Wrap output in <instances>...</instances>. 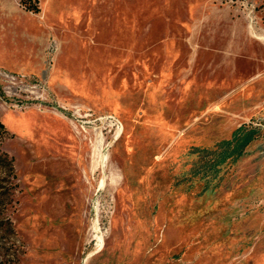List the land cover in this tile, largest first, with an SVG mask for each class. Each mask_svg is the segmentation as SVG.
Returning a JSON list of instances; mask_svg holds the SVG:
<instances>
[{
  "label": "rangeland",
  "instance_id": "rangeland-1",
  "mask_svg": "<svg viewBox=\"0 0 264 264\" xmlns=\"http://www.w3.org/2000/svg\"><path fill=\"white\" fill-rule=\"evenodd\" d=\"M40 7L0 0V264H264V0Z\"/></svg>",
  "mask_w": 264,
  "mask_h": 264
},
{
  "label": "trees",
  "instance_id": "trees-1",
  "mask_svg": "<svg viewBox=\"0 0 264 264\" xmlns=\"http://www.w3.org/2000/svg\"><path fill=\"white\" fill-rule=\"evenodd\" d=\"M21 4L25 7L26 10L32 12H40V0H20ZM0 126L3 127L4 124L0 122ZM244 126L237 128L233 136L229 139L223 140L220 144L217 145L214 151L218 148L224 149L220 154L218 164L224 163L229 157L237 158L239 157L245 148V146L252 140V136L248 132H244ZM8 168L11 171H14V158L9 155L6 151H3L0 147V168ZM5 186L0 183V193L5 194L7 191H4ZM9 232L14 234L15 228L13 222L9 217L0 216V233ZM5 261H1V264Z\"/></svg>",
  "mask_w": 264,
  "mask_h": 264
},
{
  "label": "crops",
  "instance_id": "crops-1",
  "mask_svg": "<svg viewBox=\"0 0 264 264\" xmlns=\"http://www.w3.org/2000/svg\"><path fill=\"white\" fill-rule=\"evenodd\" d=\"M11 30H12L11 28L10 29L5 28L4 33H1L0 34V43L3 42V37L6 36V34L8 33V31H11ZM258 37L264 39V36L263 35H259ZM30 38H31V45H30V48L29 49H17L14 52L15 55H16V58H15V62H16L15 65L16 66L19 65L20 61L22 60L23 55L26 56V55H29L30 54L31 49H32V44H33L32 42L34 41V38H32L31 36H30ZM40 41L43 42V37H41ZM0 66H7V65L0 63ZM8 67H12V66H8Z\"/></svg>",
  "mask_w": 264,
  "mask_h": 264
},
{
  "label": "built area",
  "instance_id": "built-area-1",
  "mask_svg": "<svg viewBox=\"0 0 264 264\" xmlns=\"http://www.w3.org/2000/svg\"><path fill=\"white\" fill-rule=\"evenodd\" d=\"M253 22H254V20H252V25H253ZM260 34H263V33H260ZM263 35H264V34H263ZM263 41H264V40H263ZM57 50H58V44H57V41H56L55 39H54V40H51L50 43H49V51H50V53L53 55ZM0 74H3V75H6V76H8V77H12V78H14L13 74H11V73H9V72H7V71L0 70ZM63 108L66 109V106H63ZM75 109H76V113H79V112H81L82 107H81V106H76ZM89 114L91 115V112H90ZM108 116H111V117L115 118V119L120 123V125H121V127H122V129H121V132H122V130H123V125H122L121 121H120L117 117H115V116H113V115H108ZM77 117H78V116H77ZM121 132H120V134H121ZM120 134H119V135H120ZM119 135H118V136H119ZM118 136H117L116 138H118Z\"/></svg>",
  "mask_w": 264,
  "mask_h": 264
},
{
  "label": "bare ground",
  "instance_id": "bare-ground-1",
  "mask_svg": "<svg viewBox=\"0 0 264 264\" xmlns=\"http://www.w3.org/2000/svg\"><path fill=\"white\" fill-rule=\"evenodd\" d=\"M120 132H121V129H119V131H118V135L120 134ZM102 159H105V157L102 156ZM99 241H100V242H99V247H100V246H101V241H102V238H101V237H99ZM96 247H97V246H96ZM91 254H92V253H91ZM91 254H90V255H91ZM90 255H89V256H90Z\"/></svg>",
  "mask_w": 264,
  "mask_h": 264
}]
</instances>
